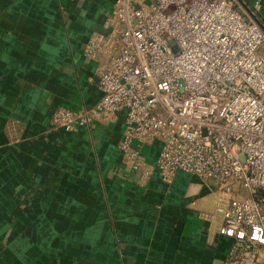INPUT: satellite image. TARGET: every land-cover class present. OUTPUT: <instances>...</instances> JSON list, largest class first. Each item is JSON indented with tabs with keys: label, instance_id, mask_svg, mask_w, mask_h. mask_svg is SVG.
I'll return each mask as SVG.
<instances>
[{
	"label": "crops",
	"instance_id": "obj_1",
	"mask_svg": "<svg viewBox=\"0 0 264 264\" xmlns=\"http://www.w3.org/2000/svg\"><path fill=\"white\" fill-rule=\"evenodd\" d=\"M264 0H262L263 8ZM114 0H0V264H223L211 182L123 173L120 120L51 127L101 96L83 53ZM159 143L143 149L153 162Z\"/></svg>",
	"mask_w": 264,
	"mask_h": 264
},
{
	"label": "built area",
	"instance_id": "obj_2",
	"mask_svg": "<svg viewBox=\"0 0 264 264\" xmlns=\"http://www.w3.org/2000/svg\"><path fill=\"white\" fill-rule=\"evenodd\" d=\"M262 0H114L109 33H93L101 96L57 107L51 127L122 121L123 173L145 185L177 171L211 182L229 239L223 264H264V12ZM174 38L179 51L167 41ZM159 143L151 162L143 149Z\"/></svg>",
	"mask_w": 264,
	"mask_h": 264
},
{
	"label": "water",
	"instance_id": "obj_3",
	"mask_svg": "<svg viewBox=\"0 0 264 264\" xmlns=\"http://www.w3.org/2000/svg\"><path fill=\"white\" fill-rule=\"evenodd\" d=\"M167 44L174 53H177L180 49L174 38L169 39L167 41Z\"/></svg>",
	"mask_w": 264,
	"mask_h": 264
},
{
	"label": "rangeland",
	"instance_id": "obj_4",
	"mask_svg": "<svg viewBox=\"0 0 264 264\" xmlns=\"http://www.w3.org/2000/svg\"><path fill=\"white\" fill-rule=\"evenodd\" d=\"M262 11L264 12V3H263V10Z\"/></svg>",
	"mask_w": 264,
	"mask_h": 264
}]
</instances>
